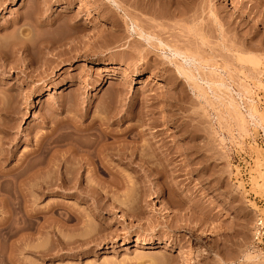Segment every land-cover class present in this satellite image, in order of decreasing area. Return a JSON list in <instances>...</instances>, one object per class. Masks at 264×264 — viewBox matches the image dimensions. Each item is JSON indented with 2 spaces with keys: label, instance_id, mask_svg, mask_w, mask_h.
I'll return each mask as SVG.
<instances>
[{
  "label": "rangeland",
  "instance_id": "1",
  "mask_svg": "<svg viewBox=\"0 0 264 264\" xmlns=\"http://www.w3.org/2000/svg\"><path fill=\"white\" fill-rule=\"evenodd\" d=\"M0 109L3 170L49 140L0 264H264V0H0Z\"/></svg>",
  "mask_w": 264,
  "mask_h": 264
},
{
  "label": "bare ground",
  "instance_id": "2",
  "mask_svg": "<svg viewBox=\"0 0 264 264\" xmlns=\"http://www.w3.org/2000/svg\"><path fill=\"white\" fill-rule=\"evenodd\" d=\"M21 1L22 0H15L16 3H19ZM88 20H89V18H88ZM88 20H85V21H88ZM0 111H1V109H0ZM97 122H98V125L100 126V124L103 121L101 122V120H100V122H101L100 124H99V121H97ZM96 126H95V128H97ZM93 130H94V128H93ZM101 130L102 129H100V131H97V134L95 133L96 135L94 136L93 139L91 138L92 142L91 141L88 142L87 144H85L83 146V148L80 147L82 149L81 152H83V154L86 155V159L89 160V162H87V163H91L90 165H93V169L95 170L94 171L95 173H96V171H98V172L101 171L103 165L105 166V164L103 163V156L102 155L107 153V151H108L107 148H109L106 145L105 140L110 136V134L108 136L106 132L104 133ZM95 132H96V130H95ZM2 137L0 136V161L7 157L8 149H9V148L3 146L4 143L6 142L5 141L6 139L3 140ZM48 142H49V140L46 138L40 139L39 142L36 144V146H34L33 150L30 153H28L26 155V157H24L25 158L24 160L22 159L23 160V161H21L22 163H20L17 167L15 166V168L13 167L12 169H7V170H3L0 167V210H2L3 212L6 213V215L3 218H1V220H0V238H4V239L8 240L12 236H14L18 232H20V230H25V229L29 228V224L31 222V215L32 214L29 212V209L27 208V206H28L27 202L29 199L28 195L30 194L29 191H31V186H32L31 180H32L33 174H34L33 171H35L32 168H33V166H35V164L31 160V158L28 157V155L31 153H36L38 151H39V153H42L44 151L43 149L46 147V146L45 147H43V146L48 144ZM123 148L118 149V153H119L118 155H120L122 157L125 155L134 156V154H133L134 153L133 150H135L134 148H132V152L131 151L129 152L131 154H127V153L124 154ZM124 149H126V148H124ZM119 151H121L123 153L120 154ZM135 155H136V153H135ZM80 156H81L80 157V159H81L82 154ZM134 158H135V156H134ZM80 159H78V160H80ZM58 173H60V175L58 177L60 179L59 184H58L59 187H62V188L64 186L68 187L67 181L69 182L70 178L67 179L61 175V172H58ZM34 177H36V175H34ZM78 181H79V179H78ZM43 189H45V188L43 187ZM46 189H49V188L46 187ZM26 234H27V232H26Z\"/></svg>",
  "mask_w": 264,
  "mask_h": 264
},
{
  "label": "built area",
  "instance_id": "3",
  "mask_svg": "<svg viewBox=\"0 0 264 264\" xmlns=\"http://www.w3.org/2000/svg\"><path fill=\"white\" fill-rule=\"evenodd\" d=\"M263 204H264V200H263ZM264 213L262 214H258L257 215V222L254 228V238L257 239L262 238V236L264 237Z\"/></svg>",
  "mask_w": 264,
  "mask_h": 264
}]
</instances>
